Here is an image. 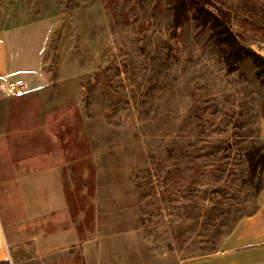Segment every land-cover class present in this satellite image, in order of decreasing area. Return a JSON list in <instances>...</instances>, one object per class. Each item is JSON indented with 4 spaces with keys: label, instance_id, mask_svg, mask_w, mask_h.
I'll use <instances>...</instances> for the list:
<instances>
[{
    "label": "rangeland",
    "instance_id": "rangeland-1",
    "mask_svg": "<svg viewBox=\"0 0 264 264\" xmlns=\"http://www.w3.org/2000/svg\"><path fill=\"white\" fill-rule=\"evenodd\" d=\"M174 2L0 0V28L50 3L57 15L40 92L1 91L0 213L15 264H184L256 211L243 154L264 142V83L249 61L228 71L193 18L202 0L177 27ZM205 5L264 55V0ZM38 164L59 168L64 205L30 218L19 175ZM56 231L72 241L38 257L37 237Z\"/></svg>",
    "mask_w": 264,
    "mask_h": 264
},
{
    "label": "crops",
    "instance_id": "crops-1",
    "mask_svg": "<svg viewBox=\"0 0 264 264\" xmlns=\"http://www.w3.org/2000/svg\"><path fill=\"white\" fill-rule=\"evenodd\" d=\"M57 17L50 3L43 17L10 28H0V85L24 82L20 93H39L45 85L43 55L48 46L49 26ZM47 24L49 26L47 27ZM51 29V28H50ZM0 89V98H2ZM8 94L9 92H5ZM31 167V166H30ZM57 166H33L19 175L26 212L31 218L53 214L64 205L62 182ZM67 233V232H66ZM62 231L41 234L36 239L38 257L61 251L71 236ZM11 228L0 213V264H15ZM21 260V259H20ZM36 260H21L23 264ZM39 264L42 261L38 262ZM184 264H264V188L257 195V209L242 217L220 249L208 255L187 259Z\"/></svg>",
    "mask_w": 264,
    "mask_h": 264
},
{
    "label": "trees",
    "instance_id": "trees-1",
    "mask_svg": "<svg viewBox=\"0 0 264 264\" xmlns=\"http://www.w3.org/2000/svg\"><path fill=\"white\" fill-rule=\"evenodd\" d=\"M209 0L197 3L193 18L199 25L210 30V36L219 48L223 62L229 72L235 71L240 64L249 61L261 83H264V55L258 50L244 45L230 26L219 15L210 10L205 4ZM174 25L177 27L184 18L188 17V0H175ZM247 163V179L254 187L256 194L264 188L262 174L264 173V142L252 144L243 154ZM258 179L259 182H255Z\"/></svg>",
    "mask_w": 264,
    "mask_h": 264
},
{
    "label": "built area",
    "instance_id": "built-area-1",
    "mask_svg": "<svg viewBox=\"0 0 264 264\" xmlns=\"http://www.w3.org/2000/svg\"><path fill=\"white\" fill-rule=\"evenodd\" d=\"M24 82H18V83H15V84H1L0 85V89L1 90H4V91H19V89H21L22 87H24Z\"/></svg>",
    "mask_w": 264,
    "mask_h": 264
}]
</instances>
